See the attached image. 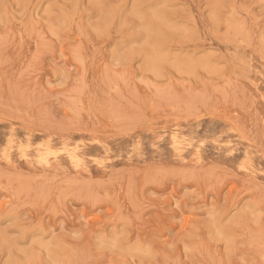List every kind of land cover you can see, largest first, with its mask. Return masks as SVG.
Segmentation results:
<instances>
[{
  "label": "rangeland",
  "instance_id": "rangeland-1",
  "mask_svg": "<svg viewBox=\"0 0 264 264\" xmlns=\"http://www.w3.org/2000/svg\"><path fill=\"white\" fill-rule=\"evenodd\" d=\"M0 264H264V0H0Z\"/></svg>",
  "mask_w": 264,
  "mask_h": 264
},
{
  "label": "bare ground",
  "instance_id": "bare-ground-1",
  "mask_svg": "<svg viewBox=\"0 0 264 264\" xmlns=\"http://www.w3.org/2000/svg\"><path fill=\"white\" fill-rule=\"evenodd\" d=\"M234 124V121L231 120V122L229 123V125H233Z\"/></svg>",
  "mask_w": 264,
  "mask_h": 264
}]
</instances>
